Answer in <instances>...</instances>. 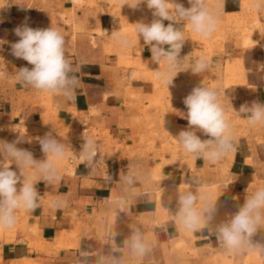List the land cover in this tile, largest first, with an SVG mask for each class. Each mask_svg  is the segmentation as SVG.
<instances>
[{"label":"crops","instance_id":"obj_1","mask_svg":"<svg viewBox=\"0 0 264 264\" xmlns=\"http://www.w3.org/2000/svg\"><path fill=\"white\" fill-rule=\"evenodd\" d=\"M86 2V6L75 8L73 0H10V7L0 11V40L5 41L0 45V59L7 63L6 78H0V141L19 140L18 147L43 160L46 156L39 139L51 133L67 148V135L80 138L86 117L99 152L91 166L79 165L72 173L58 168V183L37 184L38 207L18 210L15 215L22 218L18 225L0 232V264H99L101 259L105 264L113 260L123 264H202L209 256L228 254L209 229L264 187V123L259 127L249 124L239 112L241 105L260 103L257 95L259 89L264 91V78L261 83L255 80L250 68L240 62L244 51L230 42L224 45L225 53L213 48L207 57L209 68L195 74L198 77L193 85L218 91L229 118L233 148L215 163L195 157L174 138L187 128V120L182 118L187 113L183 100L192 88L187 85L186 73H192L200 58L188 55L187 22L178 20L175 25L184 35V45L180 66L171 70L178 74L168 88L157 73L169 72V66L163 60L152 63L147 45L123 49L114 42L116 5L109 0ZM236 5L235 0H226L223 9L238 13ZM30 11L42 29L53 27L63 35L76 32L74 46H66L68 59L74 67L79 66L73 73L78 85L72 99L10 80L19 68L32 67L11 54V44L18 41L13 30ZM71 11L77 19L66 25L60 14L70 15ZM97 12L99 17L93 19ZM168 23L164 21L166 26ZM8 30L12 33L4 39ZM127 59L136 66L123 65ZM127 76L132 77L131 82L124 81ZM157 98L160 106L152 103ZM207 138L201 135V139ZM12 168L18 171L15 164ZM127 174L134 177L131 185L121 180ZM157 174L163 180H155ZM34 179H39L38 175ZM190 180L192 191L203 190L208 197L199 206L214 204L216 208L214 219L197 232L178 223V196L170 200L158 196L169 187L187 190ZM58 202L60 206H54ZM137 230L151 245L144 257H133L126 243ZM252 240L264 244V228L258 229ZM190 252L197 258H190ZM252 252H237L234 259L243 263Z\"/></svg>","mask_w":264,"mask_h":264},{"label":"clouds","instance_id":"obj_2","mask_svg":"<svg viewBox=\"0 0 264 264\" xmlns=\"http://www.w3.org/2000/svg\"><path fill=\"white\" fill-rule=\"evenodd\" d=\"M141 3H145L152 11L154 19L150 23L137 22L135 33L148 46L152 63L159 64L163 60L169 66V72L157 73L158 78L169 88L178 74L171 70L180 66L184 45V35L175 26L177 21H186L192 31L210 37L217 28V20L210 13L206 0H188L190 7L187 8L173 0H134L129 6L137 8ZM7 7H10V0H0V11ZM252 7L259 11L264 7V0H256ZM164 21L170 23L166 26ZM13 31L19 39L11 44V54L32 66L19 68L16 81L39 92L62 94L72 99L78 85L73 73L79 71V66L74 67L66 55L65 36L53 27L32 28L27 24ZM113 35L122 46H127V36L121 33ZM4 43L0 40V45ZM208 68L207 58L200 57L191 71L200 74ZM183 103L187 113H183L182 118L187 120V128L174 138L186 153L215 163L233 148L229 118L219 100L218 91L203 85L196 86ZM239 112L246 115L249 124L264 123V103L241 105ZM201 135L208 138L201 139ZM19 142L0 141V227L13 226L18 210L31 211L38 207V183L55 184L61 180L57 162L65 157L66 145L58 142L51 133L45 134L39 139V145L46 159L37 160L31 151L18 147ZM98 154L96 142L85 138L79 153L81 163L91 166ZM13 164L18 171L12 168ZM26 169L35 171L26 173ZM37 175L39 179H34ZM121 180L131 185L134 177L127 174ZM206 199L208 197L203 190L180 191L176 219L187 231H200L214 219V204L199 206V202ZM54 206L59 207L60 202ZM261 228H264V187L254 191L230 218L209 231L229 252L254 251L264 255V244L252 240ZM126 243L133 257H144L151 251V245L144 241L138 230ZM99 264H105V261L101 259ZM111 264H123V261L113 260Z\"/></svg>","mask_w":264,"mask_h":264},{"label":"rangeland","instance_id":"obj_3","mask_svg":"<svg viewBox=\"0 0 264 264\" xmlns=\"http://www.w3.org/2000/svg\"><path fill=\"white\" fill-rule=\"evenodd\" d=\"M226 0H206V5L210 11V13L216 18L217 20V28L212 33L210 37H204L194 31H192L191 27L187 24V31H188V42H189V50L188 55H191L193 58L198 57H205L207 58L208 55L211 53L214 47H217L222 51V53H225V47L224 45L226 42H230V45L232 47H236L242 51H244V60H240V62L244 61V64L250 68V71H252V74L255 77V80L259 83L262 82L264 78V7H262L259 11L254 9L252 7L253 3L256 2V0H235L237 2V10L238 13H227L224 11L223 7ZM111 4L116 5V9L113 11L115 18L118 20V25L114 28V33H121L128 38V44L127 46H122L113 35L114 42L118 43L123 49H126L128 47L133 46H142L143 40L142 38L137 37L135 33V24L137 22H145L150 23L154 17L152 15V11L149 10L145 3H141L137 8H133L129 6L134 2V0H109ZM173 2L182 3L184 7H190L188 4V0H173ZM73 4L75 8H82L86 6L87 2L86 0H73ZM70 15L60 14L62 22L66 25H72L74 23V20L77 19L75 13L73 11L70 12ZM101 14V13H100ZM34 12L30 11L28 16H33ZM91 18L92 16L89 15ZM34 17V16H33ZM94 17L98 18L99 14L98 12L93 15ZM24 18H26L24 16ZM67 21V22H66ZM21 22V21H20ZM20 22L18 23L17 27L20 26ZM37 28H42V23L36 19ZM101 34V31H97ZM11 31H4V39L8 38V36L11 34ZM14 38L19 39L14 33ZM65 39H66V46L72 47L75 44L76 41V32L73 31L71 33H65ZM96 43H94L95 45ZM228 58H231L228 56ZM208 59V58H207ZM230 62V60H229ZM9 63H12V61H9ZM123 65L130 67V66H136V64L132 63V61L125 60ZM230 66V63L228 64ZM141 66V65H138ZM7 67V63H4L2 59H0V75L1 79H5L6 76L3 75V72L5 68ZM242 72L245 73V68H242ZM186 77H188L187 85L190 88L196 87V85H193V83H196V77L197 75H193L191 72L186 73ZM158 78V76H157ZM13 82L16 79H10ZM125 82H131L132 77L127 76L125 77ZM162 82V81H160ZM192 90L189 89L188 94H190ZM259 94L257 95V98L260 103H264V91L263 89H259ZM174 96V94H172ZM160 103V98H157V100L152 101V103ZM154 103V104H156ZM158 105V104H157ZM94 111L91 112L93 114ZM261 123H258L256 126L259 127ZM93 128H92V134ZM90 135V136H91ZM67 138L70 142H76L79 139V136H74L72 134H68ZM67 145V151L65 157L62 159V161L58 162L57 166L58 168L64 169V171L72 173L73 168L69 166V157L70 152ZM158 175V174H157ZM155 180L161 181L163 180V177L161 175L154 176ZM167 182V180H166ZM189 189H193V182L190 180L188 183ZM251 186V184L249 185ZM177 189H173L171 187L167 188L166 190L159 193V198L163 199L164 197L168 198L170 200L174 196H179V191H176ZM231 216H226L225 218L228 219ZM16 222L14 225H18L20 219V216L16 215ZM13 225V226H14ZM11 226V227H13ZM6 227H3V229H0V232L5 230ZM181 253V252H179ZM237 252H229L226 255L222 254H215L214 256H209V258L202 259V264H264V255H261L257 252H252V254H249L246 258V261H243V263L238 262L234 259ZM183 255L186 254V251L182 252ZM191 257L190 258H197V255L195 252H190ZM187 258V257H186ZM19 264H34L30 262H24ZM190 264V263H189Z\"/></svg>","mask_w":264,"mask_h":264},{"label":"built area","instance_id":"obj_4","mask_svg":"<svg viewBox=\"0 0 264 264\" xmlns=\"http://www.w3.org/2000/svg\"><path fill=\"white\" fill-rule=\"evenodd\" d=\"M23 24H27L32 28H37L36 19L33 16H27L26 18H23L20 22V26ZM89 131H90V122L88 118L85 117L83 118L80 126V138L76 142H70L68 146L70 152L69 166L73 168V170H75L76 167H78L79 165L84 164L81 163V161L79 160V153L81 151L84 139L89 138ZM96 158H99V154Z\"/></svg>","mask_w":264,"mask_h":264},{"label":"bare ground","instance_id":"obj_5","mask_svg":"<svg viewBox=\"0 0 264 264\" xmlns=\"http://www.w3.org/2000/svg\"><path fill=\"white\" fill-rule=\"evenodd\" d=\"M92 134V128H91V126H90V131H89V138H91L92 140H93V135H91ZM91 135V136H90Z\"/></svg>","mask_w":264,"mask_h":264}]
</instances>
